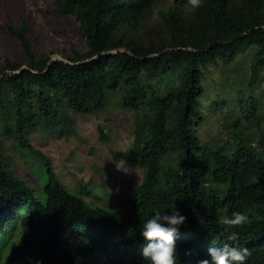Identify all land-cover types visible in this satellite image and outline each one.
Listing matches in <instances>:
<instances>
[{
  "label": "trees",
  "instance_id": "obj_1",
  "mask_svg": "<svg viewBox=\"0 0 264 264\" xmlns=\"http://www.w3.org/2000/svg\"><path fill=\"white\" fill-rule=\"evenodd\" d=\"M162 1L54 0L57 14L77 21L87 48L64 60L35 53L23 18L6 24L27 64L2 63L0 137L16 141L44 182L36 192L15 179L0 140V237L12 243L0 264H148L139 229L155 211L175 208L186 216L177 264H196L209 246L232 243V231L236 246L248 249L245 264H264L263 141L258 151L237 135L242 122L263 129L264 94L254 90L264 69V0H200L194 10L176 0L156 10ZM250 47L246 88L232 105L214 102L215 109L229 106L230 139L201 140L204 70L230 64ZM113 93L141 113L130 160L143 178L129 189L125 208L90 204L83 194L106 196L89 182L65 188L27 137L37 126L73 134L68 113L102 111ZM236 210L246 214L245 224L221 223Z\"/></svg>",
  "mask_w": 264,
  "mask_h": 264
},
{
  "label": "rangeland",
  "instance_id": "obj_2",
  "mask_svg": "<svg viewBox=\"0 0 264 264\" xmlns=\"http://www.w3.org/2000/svg\"><path fill=\"white\" fill-rule=\"evenodd\" d=\"M174 2L176 0H163L156 6V10L171 9ZM21 18L28 24L27 34L37 55L46 52L52 60H64V54L70 53L72 49L80 54L86 52L77 21L72 16L57 14L54 11V0H0V72L4 59L26 67L27 58L18 40L6 28L7 23L19 25ZM117 50L124 51L119 48L111 52ZM252 50L253 47H250L240 53L230 64L220 62L218 66L213 65L204 70L200 103L206 119L198 127L197 134L201 140L225 142L230 139L229 119L224 116L229 106L222 105L215 109L214 102L218 103L224 98L230 100L229 105H232L235 94L246 88ZM261 92L264 94V69L254 90L256 96ZM120 100V94L113 93L109 95L108 103L102 111L69 112V119L75 126L73 134L61 132L53 135L48 128L37 126L27 135L32 147L39 149L49 159L51 168L65 188L75 190L80 184L89 182L106 196L105 201H102L92 193L83 194L90 204L125 208L129 189L137 186L143 178V170L130 160L136 122L141 113L122 106ZM262 128L260 130L242 122L237 135L259 151L264 146V120ZM0 140L7 166L14 178L39 192L44 178H40L29 157L13 138L2 136ZM261 140L263 146L258 143ZM3 244L4 238L0 237V263L10 253L9 246L12 243Z\"/></svg>",
  "mask_w": 264,
  "mask_h": 264
},
{
  "label": "clouds",
  "instance_id": "obj_3",
  "mask_svg": "<svg viewBox=\"0 0 264 264\" xmlns=\"http://www.w3.org/2000/svg\"><path fill=\"white\" fill-rule=\"evenodd\" d=\"M200 0H187L186 7L194 10ZM186 216L177 208L171 211L157 210L145 219L139 229L145 243L140 248V255L148 264H177L176 237ZM247 222L244 212L236 210L230 216L222 218L221 223L233 227ZM227 231V229H226ZM238 234L232 231L227 241L220 246H209L205 258L198 259L196 264H245L248 255L246 247L236 246Z\"/></svg>",
  "mask_w": 264,
  "mask_h": 264
},
{
  "label": "water",
  "instance_id": "obj_4",
  "mask_svg": "<svg viewBox=\"0 0 264 264\" xmlns=\"http://www.w3.org/2000/svg\"><path fill=\"white\" fill-rule=\"evenodd\" d=\"M94 58V57H93ZM21 68H23V67H21Z\"/></svg>",
  "mask_w": 264,
  "mask_h": 264
}]
</instances>
